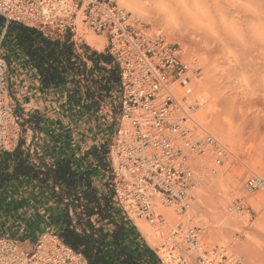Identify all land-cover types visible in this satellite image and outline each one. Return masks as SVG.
I'll use <instances>...</instances> for the list:
<instances>
[{"label":"built area","instance_id":"2783aa9c","mask_svg":"<svg viewBox=\"0 0 264 264\" xmlns=\"http://www.w3.org/2000/svg\"><path fill=\"white\" fill-rule=\"evenodd\" d=\"M0 17L4 21L0 45L10 22L34 27L50 38L70 36L78 47L82 43L78 21L85 33L91 31L104 39L119 77L110 92L107 115L115 119V128L104 160L106 193L111 194L112 204L125 218H143L153 226L160 238L152 247L159 264H190L192 256L197 264H216L213 257L221 252L223 258V247L221 252L212 249L209 260L204 257L198 227L178 224L170 231L163 230L164 208L185 212L192 200L194 156L213 152L219 161L230 154L191 117L202 98L193 96L191 75L197 67L183 58V47L114 0H0ZM9 83L0 50V151L17 145L22 122ZM246 188H264V178L248 176ZM245 210L239 201L227 207L230 213ZM234 263L241 264V260L236 258ZM0 264L90 263L49 231L41 233L30 249L22 248L14 238L0 236Z\"/></svg>","mask_w":264,"mask_h":264},{"label":"rangeland","instance_id":"374dc122","mask_svg":"<svg viewBox=\"0 0 264 264\" xmlns=\"http://www.w3.org/2000/svg\"><path fill=\"white\" fill-rule=\"evenodd\" d=\"M114 1L122 7L123 0ZM131 14L140 19L136 14ZM2 29L0 24V31ZM164 34L168 40L181 45L183 58L197 67V72L191 75L192 93L193 96H203L204 102L193 111L195 118L200 124H205L202 126L224 144L230 154L219 161L213 152L194 156L192 164L195 185L192 200L185 212L179 213L172 207L164 208L166 224L163 225V230L170 231L178 224L198 227L204 257L209 260L212 249L221 252L219 248L223 247L226 250L223 258H220L222 252L213 257L216 264H235L236 258L241 260V264H264V188L255 191L246 188L248 176L256 174L264 178V44L257 43L243 54L235 56L224 49H217L214 58L197 60L193 59L192 51L202 52L206 38L191 41L188 36L178 33ZM86 36L91 37L94 46L87 43ZM8 42L9 36L0 45V50L9 76L13 78L10 79L12 83H9V92L14 99L15 108L22 114L18 140L24 147L27 142L35 152L36 148L41 150L44 140L56 143L61 139H75L85 146L96 141L97 144L92 146L106 150L115 128V119L111 120L107 115L111 103L110 92L116 85L107 92V97L99 101L98 110L94 112L84 111L82 103L76 105L68 99L63 102L61 96L47 93L23 95L26 91L23 90L26 86L23 82L29 79L26 76L20 78L24 74L23 70L20 71L23 66ZM81 42L91 50L110 57L111 63L101 62L102 65L107 68L115 66L104 48L105 41L101 36L88 31L82 36ZM86 63L87 66L92 65L90 61ZM92 74L93 78H103L102 83L105 82L104 77H107V72L97 69L92 70ZM78 78L80 92H84L87 85L91 90H97L88 79L85 80V76L80 75ZM72 87L69 83L68 89ZM36 117L41 118L38 124ZM221 127L224 133L221 132ZM102 187L105 189V184ZM49 201L55 203L50 191L41 193L39 189L25 185L23 181L4 187L0 195V236L20 235L24 233L20 230L21 227H27L32 220V227H37L35 230L38 234L57 232L60 224L53 213L57 206ZM238 201L248 210L243 213L228 212L227 207ZM24 219L29 222L22 223ZM141 220L149 226L148 234H151L148 236L151 239H147L133 220H130L137 242L145 244L143 238L138 237L142 233L150 245L155 246L160 238L155 234L153 226L143 218ZM123 245L127 250H131L133 246L128 241H124ZM190 264H197L194 256L191 257Z\"/></svg>","mask_w":264,"mask_h":264},{"label":"trees","instance_id":"16d2710c","mask_svg":"<svg viewBox=\"0 0 264 264\" xmlns=\"http://www.w3.org/2000/svg\"><path fill=\"white\" fill-rule=\"evenodd\" d=\"M7 35H12L43 86L57 88L66 82L71 83L73 87L67 90L68 101L76 105L82 103L86 112L97 111L99 101L107 97L113 85L118 84L117 67L107 68L101 64H110V57L91 50L84 43L76 47L70 36L50 38L34 27L16 22L7 24L4 37ZM87 61L92 65L87 66ZM96 69L107 72V77L102 76L104 83L103 78H93L92 70ZM80 75L85 76V80L88 79L97 90H91L87 85L84 92H80ZM40 119L35 118L36 124ZM21 145L22 142L12 151H0V189L20 179L41 184L50 182L51 196L61 205L58 236L72 249L82 253L90 264H110L109 258L119 259L122 264H141V258L148 264H159L152 250L137 242L131 221L112 204L111 194L98 193L87 172L75 171L70 160L63 158L47 165L38 156L37 165L31 160L32 155L36 157V152L31 154L29 148L24 149ZM105 153L106 150L91 146L83 153V159L91 157L92 162L106 170ZM124 241L133 245L131 250L125 248ZM149 256L151 258H147Z\"/></svg>","mask_w":264,"mask_h":264},{"label":"clouds","instance_id":"9594fccd","mask_svg":"<svg viewBox=\"0 0 264 264\" xmlns=\"http://www.w3.org/2000/svg\"><path fill=\"white\" fill-rule=\"evenodd\" d=\"M122 7L162 33L206 38L193 59L214 58L217 49L235 56L264 44V0H123Z\"/></svg>","mask_w":264,"mask_h":264},{"label":"crops","instance_id":"0c3cea01","mask_svg":"<svg viewBox=\"0 0 264 264\" xmlns=\"http://www.w3.org/2000/svg\"><path fill=\"white\" fill-rule=\"evenodd\" d=\"M0 22H1L0 23L1 26H3L4 25V21H3L2 18L0 19ZM3 29H2V31H3ZM2 31H0V35H1ZM8 36H9L8 44L11 46L12 50L15 52V55H17L19 57V61H20L21 65L23 66V69H20V71L23 70L24 74L20 75V78H22L23 76H26V78L29 79V81H24L23 82V83H26V86L23 89V90H26V91L25 92L21 91V92H24L23 95H25V94L32 95L33 94V95L36 96V95H41V94L45 95L47 93V94H52L54 96H61L62 101L65 102L66 99H67V90H68L69 84L66 82V83L60 85L57 88H53L52 86H50V87L43 86L41 84L40 80H39V77H38V74H37L36 70L29 64L26 56L17 47L12 35H7V36L3 37V40L1 42V44L3 45L4 42H6V39H7ZM10 79L12 80L13 78L10 76ZM10 83H12V82H10ZM13 86L16 87V85H13ZM24 99L26 100V98H24ZM56 125H58V124H56ZM20 142L21 141L18 140L17 145ZM94 144H97V142L96 141H92L90 144H87L85 146V145L82 144L81 141H77L76 142L75 139H68L66 141L64 139H61L60 141H58L56 143L54 141L50 142L48 140H44V142H42V144L40 146L41 150H39L37 148L38 150L35 151L36 152V157L34 155H32L33 157H31V160L33 162L37 163V165H38L39 163H38L37 157L39 156L47 165H53V163L55 161H57L58 159H62V158L63 159H68L71 162V167L75 171H77L79 173L87 172L88 178L91 181L92 186L95 187V189L97 190L98 193L99 192H106L105 189H103V187H102V185L105 182L106 171L104 169H101L94 162H92V158L91 157H87L86 159H83V153L85 152V150H87L88 148H90ZM25 146L26 147H24L23 144L21 145V147L24 148V149L25 148L26 149L29 148V151L32 154L33 153V149L28 146L27 142H26ZM12 150H10V151H12ZM18 181H23V182H25V185L33 186L35 189H39L41 193H45L46 194L49 191L51 193L50 182L49 183H45V184H41L39 182H27L25 179H20ZM18 181H15V182H18ZM12 183L4 185L0 189V195H1V191L3 190V188L8 186V185H11ZM52 201L55 202V203H52L50 201H49V203H52V205L56 204L57 207L55 208V211H53V213H54V215H56V218H57V220L59 221V224H60V219H61V216H62L61 205L59 203H57V201L53 197H52ZM69 214H70V212H69ZM121 214H122V212H121ZM28 222H29L28 219H24V221H22V223H28ZM133 222L135 224L134 220H133ZM33 223H34V220H32V223L29 222L27 227H24V226H23V228L21 227L20 230L24 231V233H21L20 235L16 234V235H14V237H11V238L16 239L17 241L19 239H21L22 241H18V243L24 249H30L34 245V243H35L36 239L38 238V236L40 235V234L37 233V230H35V229H37V227L36 228L32 227ZM59 230H60V228H58L57 232H55V233L58 234ZM5 235L7 236L8 234H5ZM140 236L145 241V244L152 250L153 246L150 245V243L146 240V238L143 236L142 233L138 237H140ZM152 252H153V250H152ZM153 254H154V252H153ZM109 260H110V264H122V263H120L119 259L111 260V258H109ZM148 263H149L148 261L145 262L141 258V264H148Z\"/></svg>","mask_w":264,"mask_h":264},{"label":"bare ground","instance_id":"6f19581e","mask_svg":"<svg viewBox=\"0 0 264 264\" xmlns=\"http://www.w3.org/2000/svg\"><path fill=\"white\" fill-rule=\"evenodd\" d=\"M122 3V2H121ZM88 32V31H87ZM77 33H78V35H81V36H83L84 35V33H85V30H82V28H81V26H80V23L77 21ZM86 40H87V43L88 44H90V45H92V46H94V44L92 43V39H91V37L90 36H86ZM202 98V103H201V105L203 104V96L201 97ZM253 99V98H252ZM256 102H257V99L255 100ZM258 103V102H257ZM254 105H255V103H254ZM258 107H259V105H257ZM256 107V106H255ZM260 108V107H259ZM259 112V111H258ZM246 116V115H245ZM258 116H260V115H258ZM191 117H192V119H195V120H197V118H195V116H194V112L191 114ZM255 117V116H254ZM243 118H244V116H243ZM261 118V117H260ZM246 119V118H245ZM263 119H264V117H263ZM256 120H258L257 118H256ZM260 120V119H259ZM261 121V120H260ZM264 121V120H263ZM256 121H254V123H255ZM258 123V122H257ZM202 124H204V123H201V125ZM203 126H205V124L203 125ZM207 129V128H206ZM218 130H219V128H218ZM221 132H223L224 133V129H223V127H221ZM220 132V131H219ZM221 132H220V134H221ZM136 219V218H135ZM135 224H136V226L139 228V230L146 236V238L147 239H151V238H149L150 236H148V235H150V234H148L149 233V231H150V229H149V226L148 225H146L145 223H144V221H142L141 219H136L135 220Z\"/></svg>","mask_w":264,"mask_h":264}]
</instances>
